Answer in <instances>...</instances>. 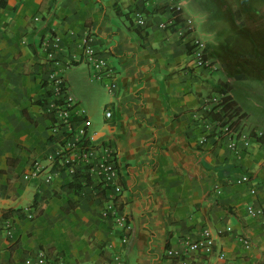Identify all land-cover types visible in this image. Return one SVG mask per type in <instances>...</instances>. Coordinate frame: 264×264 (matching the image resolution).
I'll return each mask as SVG.
<instances>
[{
	"label": "crops",
	"instance_id": "crops-1",
	"mask_svg": "<svg viewBox=\"0 0 264 264\" xmlns=\"http://www.w3.org/2000/svg\"><path fill=\"white\" fill-rule=\"evenodd\" d=\"M187 16L171 0H0V264L40 253L56 264H264V222L248 212L264 207L263 60L245 53L264 41V13L229 16L246 32L239 53L214 21L190 32ZM197 37L211 68L196 63ZM85 38L111 77H93ZM51 75L78 104L70 130L46 109ZM222 83L243 115L236 150L208 116ZM112 156L126 233L103 216L114 194L96 165ZM205 229L213 251H188Z\"/></svg>",
	"mask_w": 264,
	"mask_h": 264
},
{
	"label": "built area",
	"instance_id": "built-area-1",
	"mask_svg": "<svg viewBox=\"0 0 264 264\" xmlns=\"http://www.w3.org/2000/svg\"><path fill=\"white\" fill-rule=\"evenodd\" d=\"M173 9L177 8L180 10L181 7L176 5L177 0H171ZM176 11V10H175ZM176 13H180V11H176ZM136 22L138 25H144L146 23L145 16L138 12L136 14ZM189 24L192 23V20L188 21ZM192 52L196 63L199 67L203 68H211L213 65L207 58L206 54V44L200 38H193V48ZM84 54L87 62L91 65L93 69V77L95 79H103L104 77H111V72L107 70V62L105 58L100 55L97 51H95L90 45H88V41L86 38L84 39ZM51 81L54 84V89L51 93V99L46 103V109L51 112L56 121V126H64L69 130L73 128V124L75 123V114L77 112L78 104L74 97L69 94L66 84L62 79L54 78L53 75L50 76ZM225 95L217 94L215 97L212 98V103L216 108V112L223 111L224 104L223 99ZM226 105V104H225ZM231 110L229 113H231ZM111 112L107 113V117H111ZM223 132L226 136L230 139V148L236 150L237 147V138L239 137L240 133L238 131L237 125H224ZM81 135L85 136L86 131L83 129L81 131ZM245 146L248 147L250 142L246 139H243ZM86 161L89 159L86 158ZM35 168H39L40 164L37 162L34 164ZM97 166V175L100 179L103 180V183L113 191L114 196L110 198V203L104 208L103 216L106 218L112 219L115 223H117L123 231L128 232L131 230L130 221L121 209L117 205V196L119 193L123 191L122 186L117 182L118 180V168L115 157L112 156L111 160L108 161H100L98 162ZM32 175L36 174V171L31 173ZM29 175L26 176L28 178ZM241 182H248L249 178L244 176L240 180ZM248 212L252 217L260 218L264 222V207L262 208H255L253 206L248 207ZM127 241V235L123 237V242ZM244 242L249 245V241L244 240ZM215 245V239L209 229H205L203 231L202 237L194 242H191L187 246L188 251H203L205 254H210ZM218 259L225 261L226 256L221 251L218 253ZM24 264H56L55 261H51L44 253H40L37 256L26 258ZM178 264H194L189 263L185 258H182L178 261ZM201 264H209L207 260H203ZM229 264H237L235 262H230Z\"/></svg>",
	"mask_w": 264,
	"mask_h": 264
},
{
	"label": "rangeland",
	"instance_id": "rangeland-1",
	"mask_svg": "<svg viewBox=\"0 0 264 264\" xmlns=\"http://www.w3.org/2000/svg\"><path fill=\"white\" fill-rule=\"evenodd\" d=\"M181 1H184V9L188 15L185 21L190 32H196V22L200 27L205 29V23L210 19L216 24L219 38L226 39L230 43L232 42L231 47L234 48L233 51L237 53L241 52L239 51L240 46L238 45L244 41L246 32H244V35H241L239 28H237L238 26L236 27L230 24L232 19L229 16H234V11L238 8H241V10H259L264 13V0H177L176 5L181 6ZM184 9L181 8L177 10V8H175L176 11L180 12H183ZM189 20H192L191 24L188 23ZM258 20L259 25L255 33L260 36L264 31V16L259 17ZM197 38L202 39L201 37ZM245 53H258V56L263 60V65L261 69H258L256 75H258V77L264 76V41H261L258 49H250L248 46V50ZM260 83L261 81L257 80V83L251 84L259 90L261 88ZM226 120L227 118H222V120H220L221 124H225Z\"/></svg>",
	"mask_w": 264,
	"mask_h": 264
},
{
	"label": "trees",
	"instance_id": "trees-1",
	"mask_svg": "<svg viewBox=\"0 0 264 264\" xmlns=\"http://www.w3.org/2000/svg\"><path fill=\"white\" fill-rule=\"evenodd\" d=\"M181 21L180 18L177 17V22ZM220 94L225 95L223 99L224 107L223 111L216 112L217 106H214L210 112H208V116H210L213 120H222V118H227L224 125H238L240 119L243 115L240 114L236 102L232 99V97L228 94V87L227 84L222 83L221 88L218 90ZM226 104V105H225ZM233 110L231 113H229ZM259 140H264V135L258 138Z\"/></svg>",
	"mask_w": 264,
	"mask_h": 264
}]
</instances>
